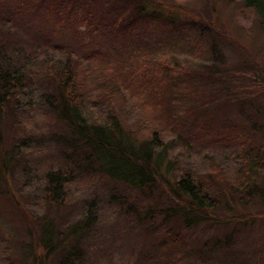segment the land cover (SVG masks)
Wrapping results in <instances>:
<instances>
[{
	"label": "trees",
	"instance_id": "trees-1",
	"mask_svg": "<svg viewBox=\"0 0 264 264\" xmlns=\"http://www.w3.org/2000/svg\"><path fill=\"white\" fill-rule=\"evenodd\" d=\"M41 1L42 6H34L33 2L31 4V9L38 12V17L47 16L60 25H83L90 30V33H99L97 35L99 41L96 42L99 46H95L94 53L77 56L75 49L66 43V39L74 38V44H85L89 43L92 34L89 36V33H44L49 45L45 48L44 45L37 44L36 47L39 50H51L54 54L47 59V53L39 55L36 50L28 51L22 43L8 38L3 39L4 33H12L8 30L13 28L12 20L16 17L12 18V11L9 8L15 0H0V205L5 204L8 209H11L10 205H15L16 210L32 224L27 229V237L39 235L37 247H33L31 241L28 244L19 242L11 251L7 245L3 250V264H13L11 252L20 253L19 258L22 257L26 264L29 262L44 264L43 261L49 257L58 258V264H72L84 259L87 254L91 256L95 254L90 248L96 250L97 245H94L93 240L87 239L97 226H102L101 218L99 219V201L95 197H87L84 193L79 198L78 214L73 219L74 222L60 221L62 216L59 212L55 215L50 214L52 210L66 209L68 189L65 188L70 178L65 172L46 171L42 182L37 183L39 187L35 188V176L43 173H37L34 167L28 169L30 163L26 157L24 158L23 153L30 147L31 138L25 136L23 132L25 121L22 117L32 114L37 108L48 115H54L56 121L61 124L60 129L53 127L52 137L68 136L69 146L79 142L84 147L85 159H91L90 164L95 167L100 166L101 175L107 179L109 185L113 187L117 185V188L127 189L128 193L133 191L136 195L140 189L150 191L168 189V192L160 190L154 196L148 195L146 201L143 197L144 192H140L141 207L150 208L152 211L153 218L150 220L147 218L148 215L145 216L143 213L121 212L128 217L125 221L130 222V233L137 235L139 232L148 239L140 244L143 251L139 255L137 264H211L204 260V256L212 249L211 258L215 262L223 260L226 264H264V228L260 229L262 241L255 244L254 240H251L241 245L239 250L234 249L240 241L236 232L241 227L252 229L254 224L252 212L245 210L242 213L236 207H241L243 202L255 197L264 200V172L259 174L264 169V146L261 143L255 145L256 158H253L250 152L241 158V161L249 166L241 164L240 184L234 185V189L230 188L229 194H224V189H214L212 183L202 181V177H195L188 169L175 170L169 152L172 148L169 144L172 142L166 141H178L190 147V143L195 140L198 146L205 149H210L212 144L220 145L223 141L219 139L208 140L199 136L198 131L193 128V121L190 122L191 117L195 110L203 111L207 106L220 107L222 104L226 108L225 106L228 105L226 102L230 103L229 97L227 95L220 96L221 98L213 97L215 93L212 91L218 89L216 86L213 87V84L225 85L224 88L227 89L231 82L230 77L250 70V64L237 63V68L233 67L237 69L235 72L230 71L227 65L222 68L223 71L222 69L216 71L219 70L218 67L215 70L211 67L196 70L195 73L200 78L198 86L203 87V92L199 95L198 92L197 95H191L192 82L186 79H169L160 75V72L154 68L147 67V69L145 66H139L135 73L130 69L134 74L129 73L134 78V80L130 79L131 82L140 84L149 93L153 89V96L161 93L160 106L163 115L160 119L164 125L159 129L148 127L149 132L146 127L140 131L142 135L137 134L129 126L130 119L121 121L115 116V112L127 115V108L123 107L117 111L114 106V99L117 96L115 94L124 92L126 86H117L111 79L103 76L96 81L98 87L96 91L86 90L78 76V69L69 63V60L67 64H62V58L69 56L87 62L92 59L107 58L106 52L100 46L110 48L111 42L119 46L125 40L132 41V46L141 55V51H145L149 44L155 50L158 42L171 46L173 43L179 44L185 38L187 41L193 40L192 37L204 44L203 47L210 48L213 53L218 51L229 62L231 57L225 56V47H229L230 53L232 50L226 34L210 33L208 24H198L191 17L184 21V25L188 31L195 30L199 33H189V35L164 33L156 37L155 42V36L149 37L128 30L130 24H133L132 18L138 15L148 17L167 14L165 16L167 19L175 20V13L162 11L166 7L162 6L160 1L103 0L102 4L100 0H49L53 5L58 4V8L50 5L46 8L45 2L48 0ZM241 2L244 8L258 17L260 25L264 28V0H241ZM118 19L121 28L118 27ZM146 55L150 57V54ZM165 65L160 66L165 67ZM179 68L181 71L178 76H182L183 73L188 76L192 72L186 63L183 66L179 65ZM222 76L225 79L219 81ZM206 86H209V92ZM206 92L209 96H206ZM129 97L135 95L131 93ZM241 99L245 100L246 96ZM243 102L246 106L247 102ZM240 108L242 109L243 106ZM252 108L254 116H264L262 100L253 102ZM129 109L133 110V104ZM177 110L182 111L179 115L181 119L176 117ZM236 113L240 114L238 109ZM244 117L250 119L253 116ZM248 125L251 126L254 134H258L259 130L264 128V119L253 118L240 125L251 133L249 128H246ZM7 132L11 133L10 138L6 137ZM249 167L256 170L253 173L255 175L253 182L251 177L247 181L244 180L246 173L250 172ZM16 169L23 175L18 173L19 183L14 189L9 184L10 179L15 177ZM159 172L163 175L171 173L172 180H167L161 185L159 182L161 176L158 177L157 174ZM129 196L131 195H124L126 202L129 201ZM153 197L161 198L164 205L148 206V200ZM137 198L138 196H131L130 200ZM175 199H178V202ZM216 207L219 208L218 211H215ZM2 210L3 208L0 212ZM126 210L133 213L134 209L128 206ZM26 212L34 217L27 215ZM40 213L42 215L38 216ZM6 215L12 216L10 213ZM12 219L13 217L3 219L8 227V234L13 230ZM167 222L170 224L168 225ZM31 229L34 231L32 232ZM195 229L200 230L201 233L200 245L197 243L195 246L198 249L192 251L194 258L183 262L189 245L187 243L181 245L183 234L180 232ZM156 236L166 240V243H154L152 237ZM174 238L179 239L177 245ZM84 243L88 246L85 249L80 248ZM179 244L180 250L172 252L173 247ZM44 252L46 256L43 260H39L40 253Z\"/></svg>",
	"mask_w": 264,
	"mask_h": 264
},
{
	"label": "rangeland",
	"instance_id": "rangeland-1",
	"mask_svg": "<svg viewBox=\"0 0 264 264\" xmlns=\"http://www.w3.org/2000/svg\"><path fill=\"white\" fill-rule=\"evenodd\" d=\"M100 1L103 4V0ZM153 1H160L162 6L166 7L162 11L175 13L176 19H167L165 17L167 14L157 15L158 17L138 15L136 18H132L131 22L133 24H130L128 30H131L132 33H142L149 37L155 36V42L156 37H160L164 33H187V35L189 33H199L195 30L188 31L184 25V21L191 17L198 24H208L210 33L226 34L225 36L229 40L228 42L232 50L230 53L229 47H225V56L229 55L231 57L229 58V62L218 51L217 53H213L210 48L203 47L202 45L204 44L199 43L195 37H192L193 40L187 41V38H185L179 44L173 43L171 46L158 42L155 50L149 44L148 47L146 46L145 51H141V55L132 46V41L125 40L119 46L111 42L112 44H109L110 48H105L104 45L100 46L106 52L107 58L92 59L87 62L74 56H69L62 58V64H67L69 60V63L78 69V76L86 90L96 91L98 88L96 81L103 76H106L109 80L111 79L112 83L117 86H126L127 88L123 89L124 92L121 91L115 94L117 96L114 99V106L117 111L123 107L127 108V115L124 116V113L121 114V112H115L116 115L115 113L114 115L121 121L130 119L129 126L139 135H142L140 131L146 127L149 132L148 127L159 129L164 125L160 119L163 115L162 107L160 106L161 93L154 94L153 96V89L149 93L140 84L131 82L130 79L134 80L129 75V73L134 75L131 70L135 73L139 66H145V68H154L160 72V75H164L169 79H186L192 82L191 95H197V92L199 95L203 92V87L198 86L200 78L195 73L196 70L205 67H211L212 70H215L218 67L219 70L216 71H220L227 65L231 69L230 71L235 72L237 69H233V67L237 68V63L250 64V70L248 69L243 71L242 74L230 77L231 82L227 89L224 88L225 85H220L219 83L213 84V87L216 86L218 88L212 91V93H215L213 97L221 98L220 96L223 95V97L225 95L229 97L230 103L226 102L228 103L225 106L226 108L222 104L220 107L207 106L203 111L195 110L191 117L190 122L193 121V128L198 131L199 136L205 137L208 140L219 139L223 141L220 145L215 146L212 144L213 146L210 149H205L198 146L195 140V142L192 141L190 143V147L178 141L166 140L172 142L168 143H171L169 146L172 148L169 152L174 161L175 170L188 169L189 173L195 177H202V181L212 183L214 189H224L223 193L229 194L230 188L240 184L239 180L242 176L241 164L249 166V164L242 162L241 158L247 156V152H250L252 157L256 158L257 154L254 153V149L257 148L255 145L261 143L264 146V128H261L258 134H254L251 126H246L251 133L240 126L243 122H248L253 118L254 120L264 119V116H254L252 108L253 102L262 100L264 103V28L260 25L258 17L250 10L244 8L241 0ZM32 2L35 4L34 6L43 5L41 0H15L14 4L9 8L12 11V18L16 17L12 20L14 22L13 28L8 30L12 33H4L3 39L8 38L11 41L22 43L26 50H36L39 55L47 53V59H49L54 54L51 50H39L36 47L37 44H42L45 48L49 45L44 33H89V36L92 34L89 43L74 44V38H67L66 43L75 49L77 56L95 52V46H99L96 43L99 41V38H97L99 33H90L89 29L80 24L74 26L60 25L47 16L38 17V12L33 10V8L31 9ZM45 5L46 8L48 5L58 8V4L53 5L49 0L45 2ZM30 9L31 11L27 13ZM112 13L115 14V11L112 10ZM117 21L118 27L121 28V22L119 19ZM146 54H150V57ZM44 56V61H46V55ZM185 63L192 72L188 76L184 73L182 76H178L181 71L179 65L183 66ZM161 64L166 65L165 67H161ZM223 79H225L224 76L219 81ZM195 87L198 88L195 89ZM206 87L209 89L207 92H209V86ZM207 92L205 94L209 96ZM131 93L135 97H129ZM243 96H246L245 100L241 99ZM243 101L247 102L246 106L243 105ZM131 104H133L132 111L129 109ZM240 106H243V108L241 109ZM237 109L240 114L236 113ZM95 113L99 114V112ZM181 113V110L176 111L178 119H181L179 116ZM243 114H245L244 116L250 115L253 117L248 119L242 116ZM22 119L25 121V130L23 132L26 134L25 136L31 138L30 147L23 153L25 155L24 158L26 157L30 163L28 169L34 167L37 173H43L35 176V188L39 187L37 183L40 184L42 182L46 171L57 170L58 172L60 170L62 171L61 173L65 172L70 178L69 183L66 185L67 188H65L68 189L66 192V209H61L60 211L52 210L50 214L55 215L59 212L62 216L60 221L64 222L75 219L78 214L79 198L82 197L83 193L89 198L95 197L100 203L99 219L101 218L100 224L102 226H97L87 239L89 241L93 240L95 242L94 245H97L96 250L90 248V251L95 254L92 256L87 254L84 259L77 260L72 264H137L139 255L143 251L140 244L143 241H148V239H146V236L140 235L139 232L137 235L130 233V222L125 221L128 217H125L121 212L124 214L143 213L145 216L148 215L147 218L150 220L153 218L152 211L150 208L141 207L140 192H144L143 197L146 201L148 195L154 196L160 190L168 192V189H153V191L140 189L136 195L133 191L128 193L127 189L117 188V185L113 187L101 175L100 166L95 167L90 164L91 159H85L84 147L79 142L69 146L67 145L69 141L68 136L62 138L52 137L54 134L53 127L57 129L61 128V124L56 121L54 115H48L40 108H37L32 114L24 115ZM21 132H19V135H21ZM10 134V132H7L6 137L10 138ZM249 170L251 173H246L244 180L247 181L251 177V182H253L255 177L253 173L256 170L250 167ZM263 172L264 169L259 174ZM14 173L15 177L10 179L9 186L15 189V186L19 183V175L23 174L17 169ZM157 174L158 177L161 176L159 181L161 185H164L167 180H172L171 173L163 175L159 172ZM124 195L138 196V200H130L131 196H129V201L126 202ZM175 201L178 202V199H175ZM118 203L123 204L119 205ZM147 203L150 207L164 205L161 198L155 197L148 200ZM10 206H12L11 209H8L5 204L0 205V209L3 208L0 212V264L4 262L3 250L7 245L12 251V249L18 246L19 242L28 244L31 241L33 247H37L39 240V235L37 236L36 234L29 235L30 239L27 237V229L32 224L16 210L15 205ZM128 206L133 207V213H129L126 210ZM263 208L264 200L257 197L243 202L239 208L236 207L242 213L245 210L252 212L254 224L252 229L241 227L236 232V236L240 241L234 246V249L239 250L241 245L251 240H254L255 244L259 243L260 240L262 241V231L260 229L264 228ZM218 209L216 207L215 211H218ZM7 213H10L12 216H7ZM26 213L34 217L29 212ZM41 215L42 213L38 216ZM10 217H13V230L8 234V227L5 225L3 219ZM167 224L169 225L170 222H167ZM31 231L33 232L34 230L31 229ZM180 233L183 234L181 236V245L182 243L189 245L185 260L183 261L186 262L188 259L192 260L194 258L192 251L198 249L195 245L197 243L200 245L199 239L201 238V233L198 229L189 232L182 231ZM185 233L188 235H185ZM173 240L176 245L179 243V239L174 238ZM152 241L154 243H166V240H163L159 236L152 237ZM181 245L173 247L172 252L179 251ZM87 246L84 243L80 248L85 249ZM212 250L205 254L204 260L211 264H226L223 260L215 262L211 258ZM11 253L13 255L11 258L13 264H26V262H23L22 257L19 258L20 253ZM44 254L45 252L40 253L39 260L44 259L46 256ZM58 260V258L53 259L49 257L43 262L44 264H58ZM27 264H30V262Z\"/></svg>",
	"mask_w": 264,
	"mask_h": 264
}]
</instances>
